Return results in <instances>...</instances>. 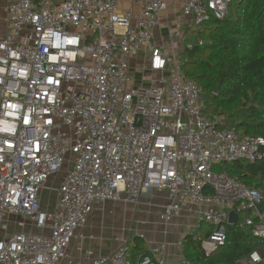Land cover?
I'll return each instance as SVG.
<instances>
[{"label":"built area","instance_id":"obj_1","mask_svg":"<svg viewBox=\"0 0 264 264\" xmlns=\"http://www.w3.org/2000/svg\"><path fill=\"white\" fill-rule=\"evenodd\" d=\"M1 1L0 264H168L166 243L136 259L127 241L106 255L70 254L97 206L153 194L166 195L165 237L177 217L192 219L193 236L209 227L195 236L208 257L227 245L232 211L255 213L241 225L264 244V190L214 170L263 159L264 137L208 116L201 86L183 71L192 46L182 28L199 37L234 0H182L161 44L162 15L178 0H126V10L123 0ZM239 264H264V254Z\"/></svg>","mask_w":264,"mask_h":264},{"label":"trees","instance_id":"obj_2","mask_svg":"<svg viewBox=\"0 0 264 264\" xmlns=\"http://www.w3.org/2000/svg\"><path fill=\"white\" fill-rule=\"evenodd\" d=\"M209 24L199 34L206 38L204 45L186 50L183 71L201 86L208 116L222 115L223 126L264 137V0H234L225 20ZM224 171L264 190V158L227 164ZM263 246L253 228L228 226L227 245L209 257L199 240L187 237L185 264H239L264 254Z\"/></svg>","mask_w":264,"mask_h":264},{"label":"crops","instance_id":"obj_3","mask_svg":"<svg viewBox=\"0 0 264 264\" xmlns=\"http://www.w3.org/2000/svg\"><path fill=\"white\" fill-rule=\"evenodd\" d=\"M5 2L0 0V20L2 23V27L6 28L5 26ZM181 6L180 0L175 2V4L172 5V7L169 9L168 12L164 13L162 15V26L158 28L156 33H158V36L156 35V40L159 44L162 42V37L165 38L166 36V29H165V21L166 17L170 16L171 18L174 17V13L178 8ZM162 36V37H161ZM142 57L138 59L132 60V68L134 71H136V67L138 63L142 61ZM159 73H151L148 71L146 73V78L151 79L153 77H159ZM137 81L141 82L142 81V74L137 73L136 75ZM166 202V195L165 194H153L151 197H146L143 198L141 203L137 206H132L133 208V213L138 214L141 213L143 214H148L151 218H155L158 221H160V213L162 211V206ZM119 203H106L104 205H99L95 208L94 213L91 215L89 218V221L84 228V235L83 237H78L72 244L70 248V254L74 259H83L87 253H93L95 256L99 255H106L113 253L116 248L119 246L120 243L127 241L129 244L132 245V258L136 259L140 255L146 253L148 249L152 246H159L163 243L167 244L166 247V253H167V261L168 264H185L186 259L184 255V245L186 242L187 237L193 236L192 230L189 231L187 228L191 224L193 225V221L190 217L188 216H182V217H177L174 220V223L172 225V228L170 230V233L168 236H164L162 233V227H158V230L153 231L150 233V238L146 236V234L143 233V231L139 228H133L130 227L131 229L128 231L126 234L123 232L121 234H117V238L114 239L113 237L109 240L104 237V227L106 226V222L108 220V217L102 219L98 218L102 212L106 211L107 209H116L120 208ZM241 215V214H240ZM239 215V221L238 224L242 223L241 218ZM236 224V225H238ZM230 226H234L231 224ZM124 229V228H123ZM210 229L208 226H204L201 230L195 231L194 234L196 237H203L206 238L208 236ZM139 234H143L145 236V239L148 241L147 247H142L140 246V238ZM193 236L195 239L196 237ZM143 239V240H145ZM78 240V243H77ZM142 240V239H141Z\"/></svg>","mask_w":264,"mask_h":264},{"label":"rangeland","instance_id":"obj_4","mask_svg":"<svg viewBox=\"0 0 264 264\" xmlns=\"http://www.w3.org/2000/svg\"><path fill=\"white\" fill-rule=\"evenodd\" d=\"M123 1L125 2L123 4V9L126 10V9L130 8L129 3H127L126 0H123ZM180 2H182V0H180ZM175 23H176V18H175ZM168 24H169V26L171 25V28L169 26H166V28H165L166 34L168 31V28H170L172 30L177 29L174 25V22H171ZM210 26H211L210 24H207L202 31L206 30V28L210 27ZM180 32H181V35L188 40L186 42V44L191 45L192 47L197 45V43H198L197 38H201V36L198 37L199 31H197V30L195 31L192 27L182 28V31H180ZM156 35L158 36V33H156ZM202 37L204 38V36H202ZM204 40L206 41V38ZM182 57L185 58V54H182ZM142 62H143V60L140 63H142ZM226 166H227V164H221V165L216 166L214 170L220 171V172H225L224 168ZM65 174H66V170L60 174L59 180H61L65 176ZM57 181L52 180L49 182V184H48L49 190L46 191L43 195V199H45L46 201L51 197H52V199L54 198V191L58 186ZM118 205L120 208L107 209L106 211L102 212L99 216H97L100 219H102V217H104V218L108 217V220L106 222V226L104 227L105 228L104 229V234H105L104 237H106L107 240L110 241V239L112 237L114 239H116L117 234H121L123 232H125L127 234L128 231L131 229L130 227H133V228L135 227L138 229L140 228L143 231V233L146 234V236L148 238H150L151 232L158 230V227L160 229L161 222L158 221L157 219L151 218L148 214H143V215L141 213L134 214L132 206L134 207L135 205L122 204V203H119ZM129 205H132V206H129ZM246 216L254 217L255 213L252 212L248 215L247 214H241L240 215L241 221H243ZM122 230H124V231L122 232ZM189 231H190V229H189ZM125 233H123V234H125ZM83 234L85 235L84 232H83ZM139 241H140V246L145 247V248L147 247L148 241L146 239L145 240L140 239ZM77 243H78V240H77ZM129 246L132 249V245L129 244Z\"/></svg>","mask_w":264,"mask_h":264},{"label":"water","instance_id":"obj_5","mask_svg":"<svg viewBox=\"0 0 264 264\" xmlns=\"http://www.w3.org/2000/svg\"><path fill=\"white\" fill-rule=\"evenodd\" d=\"M259 211L261 212L262 209L259 208ZM238 221H239V216H238V214H237L235 211H232V212L230 213L229 222H230L231 224H233V225H236V224H238Z\"/></svg>","mask_w":264,"mask_h":264}]
</instances>
